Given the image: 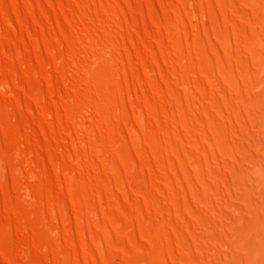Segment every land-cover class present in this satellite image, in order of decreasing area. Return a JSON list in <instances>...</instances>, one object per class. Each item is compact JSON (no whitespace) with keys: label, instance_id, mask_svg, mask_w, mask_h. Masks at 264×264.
Wrapping results in <instances>:
<instances>
[{"label":"bare ground","instance_id":"1","mask_svg":"<svg viewBox=\"0 0 264 264\" xmlns=\"http://www.w3.org/2000/svg\"><path fill=\"white\" fill-rule=\"evenodd\" d=\"M0 264H264V0H0Z\"/></svg>","mask_w":264,"mask_h":264}]
</instances>
